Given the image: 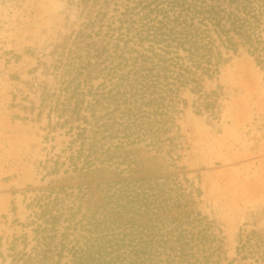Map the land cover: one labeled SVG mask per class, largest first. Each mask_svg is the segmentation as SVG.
I'll return each mask as SVG.
<instances>
[{"label": "trees", "instance_id": "16d2710c", "mask_svg": "<svg viewBox=\"0 0 264 264\" xmlns=\"http://www.w3.org/2000/svg\"><path fill=\"white\" fill-rule=\"evenodd\" d=\"M80 5V26L53 50V80L39 98L48 126L69 136V154L42 167L57 174L67 161L83 178H114L96 183L100 197L92 206L83 202L89 184L75 194L74 186L53 182L36 189L24 231L9 246L10 264H225L222 237L197 207L200 189L167 168L137 174L135 154H163L173 166L182 146V93L203 96L200 105L212 111L205 81L229 52L243 47L264 62V0ZM235 253L226 264L248 256L260 263L264 238L240 235Z\"/></svg>", "mask_w": 264, "mask_h": 264}, {"label": "rangeland", "instance_id": "374dc122", "mask_svg": "<svg viewBox=\"0 0 264 264\" xmlns=\"http://www.w3.org/2000/svg\"><path fill=\"white\" fill-rule=\"evenodd\" d=\"M80 8V0H0V264H10L9 246L24 231L26 205L36 189L53 182L74 186L75 194L77 185L89 184L83 202L92 206L100 197L96 183L114 178L113 173L83 178L67 161L57 174L42 167L49 157L62 161L69 154V136L48 126L39 98L53 80V50L80 26ZM227 56L205 81L212 111L200 105L203 96L182 93L186 105L177 119L182 146L174 165L146 150L135 154L134 165L143 175L167 168L200 189L197 207L222 237L225 264L236 257L240 235L253 231L264 238V62L258 64L243 47ZM263 263L251 256L234 262Z\"/></svg>", "mask_w": 264, "mask_h": 264}]
</instances>
